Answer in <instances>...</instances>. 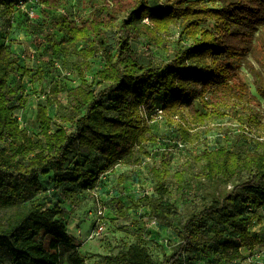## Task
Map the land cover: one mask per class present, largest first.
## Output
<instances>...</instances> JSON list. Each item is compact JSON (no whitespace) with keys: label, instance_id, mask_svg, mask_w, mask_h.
Listing matches in <instances>:
<instances>
[{"label":"trees","instance_id":"1","mask_svg":"<svg viewBox=\"0 0 264 264\" xmlns=\"http://www.w3.org/2000/svg\"><path fill=\"white\" fill-rule=\"evenodd\" d=\"M17 1L0 0V19L10 25L13 12L23 11L29 19L24 29L43 56H76L79 84L68 90L63 124L55 127L47 105L39 107V131L33 138L14 115L27 100L22 85L8 83L11 75L22 77L28 70L18 64L9 43L0 40V264L4 259L10 264H59L63 248L71 249L70 264H83L62 219L68 209L36 197L44 176L53 172L55 187L73 207L71 192L77 186L88 190L97 181V171L82 167L87 156L102 158V172L133 163L136 149L156 140L149 126L156 111L170 121L195 102L200 122L227 114L238 120L243 114L249 117L254 106L243 103L254 97L239 82L237 70L254 51L253 32L264 27V0H208L211 6L200 0H109L93 4L87 16L78 18L59 10L62 0H25L37 14L29 18ZM207 22L213 25L202 26ZM182 38L189 42L180 44ZM132 41L168 54L158 62L144 60ZM98 56L101 65L89 81L84 72ZM251 76L264 99V75L251 69ZM178 130L185 139L187 130ZM194 160H203L198 176L211 183L233 181L232 188L213 193L202 208L189 213L176 229L179 241L161 259L135 241L122 252L104 255L105 264H184L182 257L200 248L219 251L231 261L241 257V246L258 244L249 228L256 209L264 206V148H206ZM150 173L155 193L165 196L169 159L161 158ZM243 173L248 174L246 180L241 179ZM154 206L165 217L173 210L160 200Z\"/></svg>","mask_w":264,"mask_h":264},{"label":"rangeland","instance_id":"2","mask_svg":"<svg viewBox=\"0 0 264 264\" xmlns=\"http://www.w3.org/2000/svg\"><path fill=\"white\" fill-rule=\"evenodd\" d=\"M107 1L109 0H62L59 10L66 11L73 18L85 17L93 4ZM158 2L151 0L152 4ZM200 2L211 6L208 0ZM12 17L13 23L10 25L5 18L0 19V40L9 43L11 51L18 56V64L28 70L22 77H19L18 73L11 75L8 81L11 86L20 81L22 93L27 99L25 106L16 110L14 115L20 127L35 138L39 131L36 114L41 105H47L48 114L55 127L63 124L61 118L69 98L68 90L79 84L74 69L76 56L70 55L59 60L43 56L41 48L34 46L31 36L24 29V23L29 19L23 11L13 12ZM212 25V22L202 24L204 27ZM176 31L177 28L174 27V42L171 47L175 46ZM188 42L182 38L180 44ZM132 46L142 52V59L148 61L164 60L168 54L161 48H147L142 42L132 41ZM252 46L254 51L245 56L237 70L239 82L254 97L253 100L243 103L254 106L249 117L243 114L238 120L234 115L227 114L222 118L200 122L195 117V102L182 108L170 121L163 113L156 111L153 120L149 121L156 140L144 144L142 149H136L133 163L118 164L113 169L102 172V158L95 153L87 156L82 167L97 171V181L88 190L77 186L71 192L69 197L75 202L73 207L70 200L64 198V193L55 187L53 172L44 176L41 190L36 197L49 206L60 202L68 209L62 219L73 239L74 248L83 257V264H105L104 255L122 252L135 241L145 245L154 259H161L163 255L170 253L179 241L176 229L179 228L180 222L189 213L202 208L213 193L230 190L235 183H211L198 176L203 160L195 161L194 156L203 149L222 146L229 149L241 148L247 152L263 150L264 99L254 89L251 69L264 75V27H257L253 32ZM146 50H149V55H145ZM100 65L99 56L91 59L90 69L84 72L85 78L90 81L92 73ZM54 90L58 92L55 93ZM47 100L50 104H47ZM179 126L187 130L185 139L179 134ZM163 157L169 159L170 175L166 180L168 193L159 198L154 191L150 168L154 164L158 165ZM247 178L248 174L243 173L241 179ZM144 196L149 197L150 201L142 199ZM159 200L164 205L173 206L168 217L154 206ZM255 212L257 218L253 220L249 230L258 236L259 241L250 249L241 246L240 258L227 261L219 251L208 253L209 248H200L188 256H183V263L264 264V206ZM165 221L169 224H165ZM229 232L227 230L225 235ZM208 234L211 235L212 230L209 229ZM70 251L69 248H63L59 264H70L67 259ZM3 264L10 263L4 259Z\"/></svg>","mask_w":264,"mask_h":264},{"label":"built area","instance_id":"3","mask_svg":"<svg viewBox=\"0 0 264 264\" xmlns=\"http://www.w3.org/2000/svg\"><path fill=\"white\" fill-rule=\"evenodd\" d=\"M28 1L18 0L16 5L18 8L23 9L29 18H36L37 14H36L34 8L29 5L30 2H28ZM144 21H147V20L145 19ZM99 213H101L100 210H99Z\"/></svg>","mask_w":264,"mask_h":264}]
</instances>
